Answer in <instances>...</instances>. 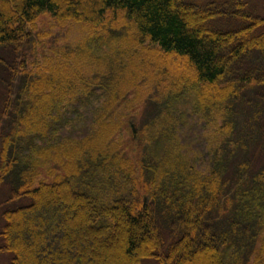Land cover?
I'll list each match as a JSON object with an SVG mask.
<instances>
[{
  "label": "trees",
  "instance_id": "16d2710c",
  "mask_svg": "<svg viewBox=\"0 0 264 264\" xmlns=\"http://www.w3.org/2000/svg\"><path fill=\"white\" fill-rule=\"evenodd\" d=\"M263 4L0 0V264H264ZM44 13L89 34L39 58Z\"/></svg>",
  "mask_w": 264,
  "mask_h": 264
},
{
  "label": "rangeland",
  "instance_id": "374dc122",
  "mask_svg": "<svg viewBox=\"0 0 264 264\" xmlns=\"http://www.w3.org/2000/svg\"><path fill=\"white\" fill-rule=\"evenodd\" d=\"M254 1L256 3L258 2V0H254ZM262 7L264 10V4ZM31 26H32L31 27L32 28V31H31L32 37L31 38H33V39H31V41H33L35 39V42L38 44L37 51L39 53V58H42V56H45V55L47 58L49 55L53 56L54 53L57 54V56L59 58L60 57L61 58L67 57V55L71 53L70 49L74 48V44H76V45L78 43L80 44L81 40L84 37H87L89 34L88 28L85 27L84 25L77 24V23H74L72 21L60 22L48 13H44L41 16H39V18ZM102 38L103 37H101V39ZM103 39L105 40V37ZM103 49L105 51V49H107V48L103 47ZM138 51L143 52V48H141V50H138ZM120 52L123 53L124 51H120ZM143 53L145 54V56H147L146 60L148 62H152L155 59V56L152 55L151 53H148V54L146 52H143ZM135 55L136 54H134V56ZM134 56L132 55L130 57V59L126 58L124 60L125 61L129 60V62H133V60L135 59ZM162 58L167 63H169L172 59L173 60L176 59V58H172L168 55L162 56ZM119 61L121 62V59ZM155 63H158V61H156ZM95 66L91 67V71H94V69L97 68ZM165 66H163V68H165ZM144 68L145 69H143V63H141L138 65V67L131 69L130 75L128 76V80H152L150 78L151 75L149 73L152 69L151 66L149 67L147 65V67H144ZM141 69H143L146 72V74L141 73V71H140ZM159 72L160 71L156 68L155 75H158L156 80H160V78H163L162 75H160L161 73L159 74ZM147 74H149V76ZM70 75H71V73H70ZM59 76H63V75H59ZM72 76H73V74H72ZM173 78L177 79L178 76L173 75ZM183 78L184 77H182V79ZM17 80H19V77ZM151 84L153 85V83H151ZM2 88H3V86L0 82V107L2 106V102H3ZM212 90L213 89L210 88V90L208 92H211ZM202 94L203 93H201V95ZM134 95L135 94L133 92H131L129 94V99H132L134 97ZM202 96H204V95H202ZM133 105H134V111L137 112L138 115L141 114L143 108L140 106V104L134 102ZM213 113L215 114V118H216L215 121L211 120L212 123H210L209 125H206V128H204L200 134V140L196 137L197 135H194L195 140L192 142L190 141L185 145V151H186V147H187V148H189V152L192 153L191 151L194 150L195 146H198L200 144L204 145V144H207V142L209 143V141H207V140H211L213 146H214V144H217L218 142L221 141V139L223 137V133L220 130V125L222 124L223 112L218 113V112L214 111ZM192 126H194V125H192ZM3 259H4V255H0V260H3ZM143 262H144L143 264H158L155 260H150V259H145Z\"/></svg>",
  "mask_w": 264,
  "mask_h": 264
}]
</instances>
